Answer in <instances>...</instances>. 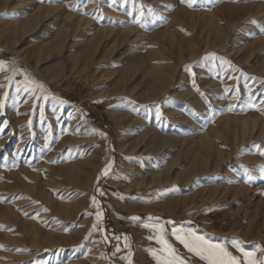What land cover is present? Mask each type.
I'll list each match as a JSON object with an SVG mask.
<instances>
[{
	"label": "rangeland",
	"instance_id": "rangeland-1",
	"mask_svg": "<svg viewBox=\"0 0 264 264\" xmlns=\"http://www.w3.org/2000/svg\"><path fill=\"white\" fill-rule=\"evenodd\" d=\"M0 62V264L264 257V0H0Z\"/></svg>",
	"mask_w": 264,
	"mask_h": 264
},
{
	"label": "snow or ice",
	"instance_id": "snow-or-ice-1",
	"mask_svg": "<svg viewBox=\"0 0 264 264\" xmlns=\"http://www.w3.org/2000/svg\"><path fill=\"white\" fill-rule=\"evenodd\" d=\"M181 2L185 3L189 8H192L198 0H181ZM129 15H131V13H129ZM5 68L6 66L0 62V71L5 70ZM14 74L24 75L26 91L30 90L29 86L35 83L28 78V74L26 73H19L18 70H14ZM9 79H11V77ZM0 87H3V85H0ZM38 87L43 90V85H38ZM17 91L19 92V89H17ZM43 99H48V97L44 96ZM260 103L264 104V100H261ZM2 107L3 100H0V108ZM231 107L232 106H229V110H231ZM261 155H264V152H261ZM105 174H107V169L105 170ZM251 179L252 177L249 176V180ZM93 202H95V199ZM101 215L102 213L97 214L98 220ZM131 219L138 220L139 218L132 217ZM96 227L97 226L94 224L93 228L95 229ZM0 228H2V226H0ZM163 231L164 229L161 226L158 230V235L159 242L163 245L162 252L166 253V255L160 257L153 253V256L157 259V264H184V262L177 256L176 250L167 242V240L164 239ZM173 235L184 245L185 248L188 249L189 252L207 260L208 264H241V260L232 255L225 247L219 244H212L202 236H198L194 233L181 234L175 231L173 232ZM117 239H119V237H117ZM125 259L128 260V264H132L130 256ZM243 264H264V257L258 259L255 252L243 251Z\"/></svg>",
	"mask_w": 264,
	"mask_h": 264
},
{
	"label": "bare ground",
	"instance_id": "bare-ground-1",
	"mask_svg": "<svg viewBox=\"0 0 264 264\" xmlns=\"http://www.w3.org/2000/svg\"><path fill=\"white\" fill-rule=\"evenodd\" d=\"M67 17V16H66ZM65 19V18H64ZM40 24V20L37 18V17H32L29 19V21L26 23V25L28 26L27 29H23L21 28V32H22V35H25L27 34L28 32H31L32 30L36 29L38 27V25ZM60 42V41H59ZM60 45V44H59ZM91 52H94L93 51V48L91 47L90 48ZM164 71V70H163ZM165 73V72H164ZM166 76V75H165ZM163 79V78H162ZM157 83V82H155ZM73 166H76V165H73ZM71 168V167H70ZM70 170V169H69ZM74 169L72 168L71 172H73ZM69 171V173H71ZM245 190H250V189H245ZM245 192V191H244Z\"/></svg>",
	"mask_w": 264,
	"mask_h": 264
}]
</instances>
